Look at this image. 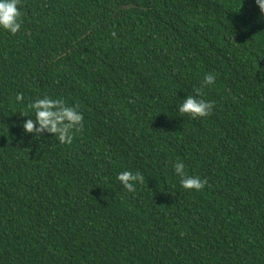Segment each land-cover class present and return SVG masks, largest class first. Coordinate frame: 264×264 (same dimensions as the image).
<instances>
[{"label":"trees","instance_id":"16d2710c","mask_svg":"<svg viewBox=\"0 0 264 264\" xmlns=\"http://www.w3.org/2000/svg\"><path fill=\"white\" fill-rule=\"evenodd\" d=\"M20 11L19 32L0 30V264H264L255 0H20ZM208 73L212 114L178 113ZM45 95L83 113L71 145L21 139L27 104ZM177 160L202 191L180 186ZM124 170L145 177L134 193Z\"/></svg>","mask_w":264,"mask_h":264},{"label":"clouds","instance_id":"9594fccd","mask_svg":"<svg viewBox=\"0 0 264 264\" xmlns=\"http://www.w3.org/2000/svg\"><path fill=\"white\" fill-rule=\"evenodd\" d=\"M255 5L261 14L258 20L264 21V0H255ZM21 17L20 0H0V30L15 35L21 29L23 23ZM113 37H115V33H113ZM215 81V74H206L201 88L196 89L194 95H186L176 105L178 113L192 119L209 117L213 112L214 102L204 98L203 88L214 86ZM24 100L23 93L15 96V101L18 104H23ZM27 107L34 113V116H25L29 118L20 126L22 128L21 139L28 135L37 139L47 133L57 139L60 144L71 145L75 134L83 130V113L79 111L78 107L69 105L62 99L45 95L30 101ZM172 167L184 190L200 192L204 189L206 181L199 176L189 175L182 161L177 160ZM116 179L129 193H134L137 190V185L145 182L142 173L128 170L119 172Z\"/></svg>","mask_w":264,"mask_h":264},{"label":"water","instance_id":"95a60500","mask_svg":"<svg viewBox=\"0 0 264 264\" xmlns=\"http://www.w3.org/2000/svg\"><path fill=\"white\" fill-rule=\"evenodd\" d=\"M133 7H135V6H124V7H122L121 9H131V8H133Z\"/></svg>","mask_w":264,"mask_h":264}]
</instances>
